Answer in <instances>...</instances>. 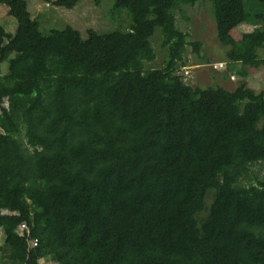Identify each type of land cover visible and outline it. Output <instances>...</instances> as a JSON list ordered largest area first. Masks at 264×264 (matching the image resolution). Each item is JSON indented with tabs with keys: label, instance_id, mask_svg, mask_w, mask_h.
Returning <instances> with one entry per match:
<instances>
[{
	"label": "trees",
	"instance_id": "trees-1",
	"mask_svg": "<svg viewBox=\"0 0 264 264\" xmlns=\"http://www.w3.org/2000/svg\"><path fill=\"white\" fill-rule=\"evenodd\" d=\"M199 1L115 0L112 15L129 9L130 28L84 37L71 25L44 34L27 0H0L18 22L15 33L0 25L9 262L39 264L37 239L53 245L56 264H264V175L248 179L264 162V91L185 82L179 68L191 42L173 10ZM246 1L213 0L219 40L245 77L264 65V0H250L253 15ZM244 22L254 30L235 39ZM157 27L168 59L146 69Z\"/></svg>",
	"mask_w": 264,
	"mask_h": 264
},
{
	"label": "rangeland",
	"instance_id": "rangeland-1",
	"mask_svg": "<svg viewBox=\"0 0 264 264\" xmlns=\"http://www.w3.org/2000/svg\"><path fill=\"white\" fill-rule=\"evenodd\" d=\"M29 10L34 18L40 21L42 33H49L52 29H63L71 25L78 29L82 36H86L89 28L105 33L113 30H127L133 20L131 11L127 8L117 10L112 15L115 0H101L97 5L94 0H81L74 8L58 7L47 3L45 0H27ZM246 8L248 14H255L257 7L254 2L247 0ZM176 15L177 26L188 32V44L184 53L183 62L180 65V73L187 84L193 87L223 86L227 89H235L242 81L256 90L264 91V65L248 69L245 77L237 73L232 67L233 63L229 57L231 46L224 45L218 37L217 22L214 15L213 0H202L195 4H184L173 10ZM0 25L8 30L16 31L18 22L10 15L8 6L0 3ZM255 25L244 22L232 30L235 39H239L244 33L251 32ZM261 40L264 41V34L261 33ZM152 47L156 52V58L145 61L146 69L162 68L168 59L167 49L162 48L163 33L160 27L156 28L154 35L150 38ZM192 42H200V49L196 51ZM261 57H264V47L260 50ZM248 67V66H247ZM8 102L6 105L8 106ZM24 138V130L19 136ZM264 175V162L251 167L249 181L254 182L255 176ZM212 192L209 193L206 207L212 201ZM201 216L204 213L200 214ZM5 235L0 233V258L6 260V264H24L20 262H9L7 253L2 249ZM32 252L39 257V264H56L53 255V245L39 246L32 248ZM19 253H17L18 255ZM0 259V263H2Z\"/></svg>",
	"mask_w": 264,
	"mask_h": 264
},
{
	"label": "built area",
	"instance_id": "built-area-1",
	"mask_svg": "<svg viewBox=\"0 0 264 264\" xmlns=\"http://www.w3.org/2000/svg\"><path fill=\"white\" fill-rule=\"evenodd\" d=\"M27 228L26 224H22L19 226L18 231L23 232ZM39 246L38 240L37 239H32L30 240V248H37Z\"/></svg>",
	"mask_w": 264,
	"mask_h": 264
},
{
	"label": "crops",
	"instance_id": "crops-1",
	"mask_svg": "<svg viewBox=\"0 0 264 264\" xmlns=\"http://www.w3.org/2000/svg\"><path fill=\"white\" fill-rule=\"evenodd\" d=\"M4 27V26H3ZM5 28V27H4ZM6 29V28H5ZM10 31H12V30H10ZM12 32H16V31H12ZM248 86H250L249 84H248ZM251 87V86H250ZM8 101H6L4 104L6 105V103H7Z\"/></svg>",
	"mask_w": 264,
	"mask_h": 264
}]
</instances>
